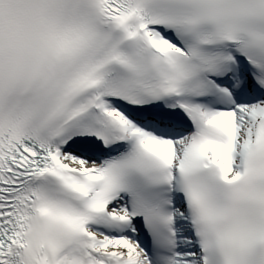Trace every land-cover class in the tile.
I'll use <instances>...</instances> for the list:
<instances>
[{
  "label": "snow or ice",
  "instance_id": "6c2138e0",
  "mask_svg": "<svg viewBox=\"0 0 264 264\" xmlns=\"http://www.w3.org/2000/svg\"><path fill=\"white\" fill-rule=\"evenodd\" d=\"M0 264H264V0H0Z\"/></svg>",
  "mask_w": 264,
  "mask_h": 264
}]
</instances>
